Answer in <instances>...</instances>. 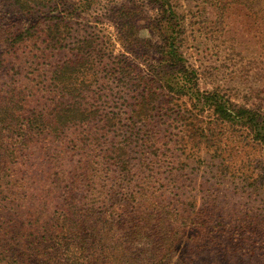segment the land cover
<instances>
[{"label":"rangeland","instance_id":"obj_1","mask_svg":"<svg viewBox=\"0 0 264 264\" xmlns=\"http://www.w3.org/2000/svg\"><path fill=\"white\" fill-rule=\"evenodd\" d=\"M263 7L264 0H36L20 9L0 0V90L32 87L61 61L82 65L68 75L72 111L63 130L50 124L46 140L25 145L14 143L18 130L0 129V264H264ZM158 26L174 31L179 72L154 64ZM157 78L182 90L159 88L153 108L137 115L149 122L130 130L136 99L157 89ZM196 90L214 93L231 112L256 111L260 140L244 118L192 108ZM37 98L32 91L31 102L11 101L1 118L36 113ZM176 112L192 128L170 124ZM232 123L246 138L232 136ZM200 127L223 133L219 156L214 146L164 140L142 156L130 144L136 130L169 138ZM167 207L162 231L180 236L163 252L145 236ZM197 216L208 233L198 238L187 221Z\"/></svg>","mask_w":264,"mask_h":264},{"label":"trees","instance_id":"obj_2","mask_svg":"<svg viewBox=\"0 0 264 264\" xmlns=\"http://www.w3.org/2000/svg\"><path fill=\"white\" fill-rule=\"evenodd\" d=\"M11 1L20 9H26L28 8L30 4H35L36 2V0H11ZM150 1H154V0H150ZM155 1H160V0H155ZM163 13L165 17H168V16L173 17L172 12H168L165 9H163ZM158 27L159 28L156 31L157 42L155 46H153V51L155 50V54H156V57L154 59V62H155L154 64L155 66H158L161 69H164V72H168V71L169 72L170 71L179 72L182 66L177 63L178 59H176L177 55L175 54V51H174V44H173L175 42L174 31L172 29L166 28V26H163V27L158 26ZM170 38H171V42L168 43L169 41L167 40H169ZM56 42L59 43L58 41L55 40L51 43L52 46H54ZM164 46H166L167 50L163 54ZM81 66L82 65L80 64L78 60L74 62L61 61L60 63H57L56 65H54V67H52V69L47 74L46 73L43 75L36 74L39 80L37 81V83L32 85V87H22L19 89L17 86H12L9 89H1L0 93L3 92L4 94H8L7 96H5L4 94L0 95V98H2L1 100L3 102L2 103L3 106L0 108V123L2 122L0 126L1 132H4V131L12 132V130H18L19 137L16 139L14 143L17 144V142L18 143L20 142V139H23L21 143L27 145L28 143H33V142H36L37 140H41V139L46 140V138L48 137L47 134L49 132L50 124H54L60 130H63L65 126L67 125V121L69 120L70 110L72 111L71 104L69 106L70 108H68L69 104L66 101L68 94L70 93V90L68 89V75H70L71 73L70 71H72L74 68L79 69L81 68ZM126 67L127 66H121V64H119V66L116 67V69H118L119 71H123L126 69ZM158 74L159 72L155 70L154 73L152 74V78H153V75L156 76ZM153 80H156V83H158V86H156L157 89L151 88L149 86L145 90V92H143L142 94L138 96V99H136L133 109H131L134 111V116L136 117V121L131 122V125L129 127L130 130H132V128H135L134 126L135 123H140L142 125L143 124L145 125L147 122H149L147 121V119H145V115L144 117H141V118H139L137 115L141 113L145 114L147 110L149 111L153 108L152 103L155 100H158L159 92H156V91L159 90V88H162V89L164 88L168 92L174 89V91L177 93H179L178 91L182 90L180 86L176 88H172L171 86H168L169 84L166 80H164L163 85H161V83L159 82L160 78L153 79ZM45 81H47V84H45ZM24 91H28L29 93L27 94L22 93ZM32 91H33V94L38 97L36 100L40 104V107L37 109L36 113H33L31 111V113L29 115H25V117H20L19 119L13 118L7 121L1 118V115H4L7 113L5 106L10 107L9 105L12 104L11 101L13 100L16 101V99H19L21 101H24V100L29 101L28 96L31 94ZM210 93L211 94L208 95V92H200L198 90H196L195 93H190L189 97L192 100H194V104H192V108H196L199 105L206 106L208 108L212 107V111L218 113L219 116L217 117V119L219 120H227V121L231 120L232 122L233 121L240 122V120L244 118L243 119L244 123L249 124L248 126L251 128V130H253V125L256 122L255 118L258 115L256 111L247 110L245 108L238 106L237 109L235 110L237 112H234V111L231 112V110H227V107L226 108L222 107L220 103V99L217 95H214V93L212 92ZM49 94H55L58 100L54 102L53 99L49 97ZM231 105H232L231 107L233 108L234 104H231ZM13 106H16V105L14 104ZM17 108L19 107L17 106ZM77 108L78 107L74 109L73 113L78 112ZM52 113L54 114L53 119L51 116H49ZM108 121H109L108 118H105L106 124L104 125V127L110 126L107 124ZM251 121H253V123ZM177 123H179V125L183 124V127H188V128H192L193 126L192 119H190L189 121H186V117L176 112V114H174L173 117L171 118L170 124L177 125ZM236 125L238 124L232 123V125L230 126L232 132H236V135H232V136H240V138H246V136L244 135L243 137L241 136L242 132L240 131V128L233 129V126H236ZM241 126H244V125H241ZM188 128H186L185 131L188 132ZM201 129H202V132L200 131L196 135L193 133H188L183 136H178V137L175 136V137H169V138H163V137L156 136L152 132L151 133L143 132L144 134L143 135V134H139V132L136 130L134 132L135 137L130 141V144L133 147H135L136 151L139 152L142 156L145 154V151H149V149L150 150L156 149V147L154 146V143L159 140H164L166 143L172 141L174 144L187 143L193 146L194 145L198 146L199 144H203L207 146L208 148L211 146H214L213 147L214 154L219 156V154L222 153L221 145L223 142L220 139L219 140L216 139V136L222 137L223 133L218 131L216 133V136L213 137L209 135V133L211 134L210 130L207 132L208 129L205 127H202ZM253 132H254L252 136L253 139L260 140L261 136L258 133V130H253ZM125 140L126 139H124V143H122L121 141L117 143L122 149H124L125 147V143H126ZM83 141L84 139L79 141L81 146H82ZM165 142H162L161 146H165L166 145ZM103 146H104V149H107L106 144L102 145V147ZM116 146L118 145H115L114 147L115 149H116ZM71 148L73 150L74 149L78 150L79 146L76 145L74 141L72 143ZM114 162L117 163L118 160ZM134 177H136V175H134ZM170 211H171V207H167L165 210H161L160 211L161 214L153 220V228L151 232L149 234H146L145 236L147 238L146 240H147L148 245H154V246L157 245L158 249H161L163 252H168L174 246V244L178 241V238L180 236V230L179 229L173 230L172 229L173 227H171L172 231L171 230L167 231V235H164L165 232L162 231V226H164V223L166 224V221L168 219L167 216L170 214ZM177 211L181 213L183 212V209L177 210ZM190 212L193 213L192 210ZM196 214H198V212H196ZM187 221H189L188 224L191 227L192 226L196 227L195 229L197 232L196 234L194 232L193 237L198 238V237H203L208 234L207 231H205L204 229L205 226L203 224L201 217L197 216L195 217L194 220L187 217ZM181 224H183V221ZM179 226H180V223H179Z\"/></svg>","mask_w":264,"mask_h":264}]
</instances>
